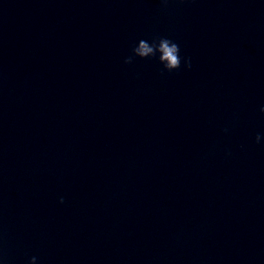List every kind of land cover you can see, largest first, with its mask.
I'll return each mask as SVG.
<instances>
[{
  "label": "water",
  "instance_id": "obj_1",
  "mask_svg": "<svg viewBox=\"0 0 264 264\" xmlns=\"http://www.w3.org/2000/svg\"><path fill=\"white\" fill-rule=\"evenodd\" d=\"M262 106L264 0H0V264H264Z\"/></svg>",
  "mask_w": 264,
  "mask_h": 264
},
{
  "label": "clouds",
  "instance_id": "obj_2",
  "mask_svg": "<svg viewBox=\"0 0 264 264\" xmlns=\"http://www.w3.org/2000/svg\"><path fill=\"white\" fill-rule=\"evenodd\" d=\"M163 2L167 3V0H163ZM180 2H184V0H180ZM135 57H139L141 59L155 57L168 72L180 69L181 67L180 47L176 42L167 37L154 38L151 43L145 39L139 40L138 44L132 49V55L127 57L124 63L131 64ZM184 66L188 69L191 68L190 57L184 58ZM260 112L261 114H264V106L260 108ZM255 140L256 143H259L261 136L258 134ZM63 202L64 199L61 197L60 203ZM36 259L37 258L35 256L31 257L28 264H36Z\"/></svg>",
  "mask_w": 264,
  "mask_h": 264
}]
</instances>
